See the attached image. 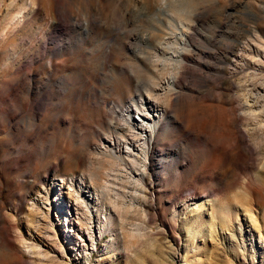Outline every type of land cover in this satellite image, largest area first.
I'll list each match as a JSON object with an SVG mask.
<instances>
[{
  "label": "rangeland",
  "instance_id": "1",
  "mask_svg": "<svg viewBox=\"0 0 264 264\" xmlns=\"http://www.w3.org/2000/svg\"><path fill=\"white\" fill-rule=\"evenodd\" d=\"M0 1V264H264V0Z\"/></svg>",
  "mask_w": 264,
  "mask_h": 264
},
{
  "label": "bare ground",
  "instance_id": "2",
  "mask_svg": "<svg viewBox=\"0 0 264 264\" xmlns=\"http://www.w3.org/2000/svg\"><path fill=\"white\" fill-rule=\"evenodd\" d=\"M134 1V0H133ZM159 0H154V3L152 2V4H150V6H141V5H135L133 6V9L131 11H129L130 13H132L134 16L136 17H140L142 15H147L148 17H150L151 15H157V16H162L163 18L166 17L165 13L162 11L161 9V5H159ZM169 2V0H167ZM1 2V1H0ZM16 0H8L7 3H4L2 6H4V9L6 10L7 8L11 7L13 8V5L15 4ZM172 2V0H171ZM176 2V1H175ZM186 2V1H185ZM188 2V1H187ZM137 3V2H135ZM139 3V2H138ZM137 3V4H138ZM174 3V2H173ZM170 4L169 7L166 8V10H170V12L172 11V13H176V14H180V17L182 16L183 18H187L190 14H192L191 12H194V8H190L189 6L186 5V7L181 4L180 6H177V5H173ZM140 4V3H139ZM138 6V7H137ZM189 7V8H188ZM190 9V10H189ZM193 9V10H192ZM7 13H8V10L7 12L5 13V16H7ZM16 15L10 17V22L13 21L14 17ZM179 16V15H178ZM58 18V17H57ZM152 18V17H151ZM55 22H54V25L53 27L55 29H57L58 27H60L62 24L61 22L59 23V19L56 20L54 19ZM58 21V22H56ZM168 22L170 23L171 20H168ZM148 24H150V27H151V30L149 31V33L146 34L145 36V41L147 42V44L149 45L150 48H152V46H154V44H151L149 41L150 40H159L161 39V35L159 34L160 31L163 29L164 26H166V23L164 22V19L161 20V18H154V20L152 21V19H149V22ZM147 24V25H148ZM166 29V28H165ZM183 29V28H182ZM25 30V29H24ZM163 31V30H162ZM163 33V32H162ZM15 35V34H14ZM13 36V35H12ZM158 38V39H157ZM163 38V37H162ZM143 39V37H142ZM183 58H185L183 56ZM184 60V59H183ZM137 90H139V88L137 87ZM233 117V116H232ZM238 120V118H234L233 119V122H236ZM224 124V122H223ZM222 124V125H223ZM232 124V123H231ZM222 127V126H220ZM224 127V126H223ZM109 129V132H113L115 134H119L121 135V127L118 125V123L116 122L114 125H109L108 127ZM222 129V128H220ZM218 139L220 140H224L225 143L229 142L231 143V145L234 146V149L235 150H240V142L238 140V135L237 133L234 131V130H229V131H218ZM112 134V133H111ZM251 136L255 139V140H258V141H261L263 140L262 137L260 136V134L258 132H254L251 134ZM219 141V140H218ZM220 142V141H219ZM221 143V142H220ZM258 147V152H262L264 151V143L260 146L257 145V143L255 144V148ZM95 162V161H92V163ZM68 174V175H74V173L70 170H62L59 171V169L57 168H54L52 169V171L50 172V175H60V176H63ZM96 182V181H94ZM222 214H223V223H225L228 219H229V207L228 205L226 204L225 206L222 207Z\"/></svg>",
  "mask_w": 264,
  "mask_h": 264
},
{
  "label": "snow or ice",
  "instance_id": "3",
  "mask_svg": "<svg viewBox=\"0 0 264 264\" xmlns=\"http://www.w3.org/2000/svg\"><path fill=\"white\" fill-rule=\"evenodd\" d=\"M30 2H34V0H30Z\"/></svg>",
  "mask_w": 264,
  "mask_h": 264
}]
</instances>
